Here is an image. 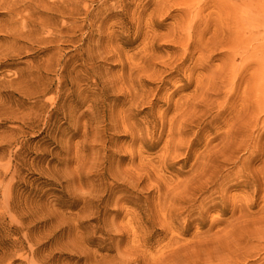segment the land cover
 <instances>
[{
	"label": "rangeland",
	"instance_id": "obj_1",
	"mask_svg": "<svg viewBox=\"0 0 264 264\" xmlns=\"http://www.w3.org/2000/svg\"><path fill=\"white\" fill-rule=\"evenodd\" d=\"M0 264H264V0H0Z\"/></svg>",
	"mask_w": 264,
	"mask_h": 264
}]
</instances>
